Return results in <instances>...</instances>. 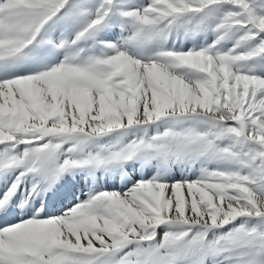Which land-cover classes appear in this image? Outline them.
<instances>
[{
    "label": "snow or ice",
    "instance_id": "snow-or-ice-1",
    "mask_svg": "<svg viewBox=\"0 0 264 264\" xmlns=\"http://www.w3.org/2000/svg\"><path fill=\"white\" fill-rule=\"evenodd\" d=\"M0 264H264V0H0Z\"/></svg>",
    "mask_w": 264,
    "mask_h": 264
}]
</instances>
